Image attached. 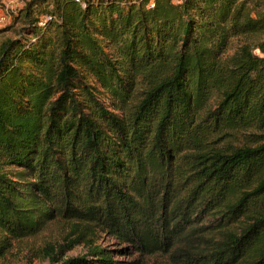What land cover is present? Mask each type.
Here are the masks:
<instances>
[{"label":"trees","instance_id":"16d2710c","mask_svg":"<svg viewBox=\"0 0 264 264\" xmlns=\"http://www.w3.org/2000/svg\"><path fill=\"white\" fill-rule=\"evenodd\" d=\"M22 13L31 37L0 43V256L71 221L115 243L80 232L50 264H264V0Z\"/></svg>","mask_w":264,"mask_h":264},{"label":"rangeland","instance_id":"374dc122","mask_svg":"<svg viewBox=\"0 0 264 264\" xmlns=\"http://www.w3.org/2000/svg\"><path fill=\"white\" fill-rule=\"evenodd\" d=\"M29 0H0V12L6 19L0 25V43L7 39L31 37L26 31L22 32L21 28L28 24L22 17V9ZM178 2L179 0H173ZM37 8L33 13L36 16ZM262 36H254L251 39H259ZM242 39H234L230 45L231 52ZM98 98L106 105H109L108 96L98 89L96 91ZM80 232H85L87 239H98V243L103 245H114L112 238H109L93 227H85L84 224H75L71 221H55L49 223L45 229L34 236L26 237L20 240H12L9 248L0 256V264H50L44 255V248L49 244L54 245L62 242L65 238L74 239ZM84 253L82 246H76L72 250L65 252L64 257L76 256ZM121 259L127 260V257ZM143 264H171L167 256L156 254L147 256L143 259Z\"/></svg>","mask_w":264,"mask_h":264},{"label":"built area","instance_id":"2783aa9c","mask_svg":"<svg viewBox=\"0 0 264 264\" xmlns=\"http://www.w3.org/2000/svg\"><path fill=\"white\" fill-rule=\"evenodd\" d=\"M148 6L152 7L153 3L152 2L148 3ZM5 19H6L5 15L2 12H0V25L5 22ZM39 25H43V21H40Z\"/></svg>","mask_w":264,"mask_h":264}]
</instances>
